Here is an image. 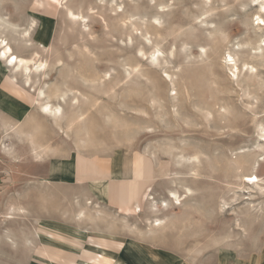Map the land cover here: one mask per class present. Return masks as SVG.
Returning a JSON list of instances; mask_svg holds the SVG:
<instances>
[{"label":"rangeland","instance_id":"374dc122","mask_svg":"<svg viewBox=\"0 0 264 264\" xmlns=\"http://www.w3.org/2000/svg\"><path fill=\"white\" fill-rule=\"evenodd\" d=\"M256 16L250 0H0V264H264V193L244 182L264 188ZM230 58L257 76L236 82Z\"/></svg>","mask_w":264,"mask_h":264},{"label":"bare ground","instance_id":"6f19581e","mask_svg":"<svg viewBox=\"0 0 264 264\" xmlns=\"http://www.w3.org/2000/svg\"><path fill=\"white\" fill-rule=\"evenodd\" d=\"M250 2H251L252 5L257 6V16L255 18L257 27L259 29H262V28L264 29V0H250ZM68 14L70 16H72V17H75L74 16L75 14L71 10H69V9H68ZM234 45H235V49H236V52L237 53H241V52H244V51H248V50H246L244 48V45L241 42H236V44H234ZM9 50H10V48L5 44V46L3 47L2 51H1V55L2 56H5L6 51H9ZM249 54L252 57H258V56L264 57V34L260 35L259 38L257 39L256 43L252 47H250ZM153 55H155V50L152 52V56ZM230 60H231V62H233L231 64H233V66L235 67V70H236V72L234 73V76H235V79L234 80H236V82H238L241 74H248L251 77H256L257 76V73L258 72H257V69L254 66H252V65H250V64H248L246 62H243L242 64L240 63L241 65L239 66L237 64V62L233 58H230ZM7 62L10 65H13V66H19L21 64L24 65V63L25 62H28V61L24 60L23 58L17 57V56H15L13 54H10V55H8ZM41 65L42 64L40 63L39 64V67ZM24 66H23V68H25V72H26L25 74H26V77L28 79L30 73H27V67H24ZM42 67H43V65H42ZM16 69H18V68H16ZM37 70H39V69H37ZM28 80H27V82H28ZM40 95H42V94H40ZM42 110L45 111L44 114L45 113L53 114V116H55V118H56L58 115H60L61 108H60V106L52 107V106H50V104L45 103V104L42 105ZM258 138H259V140L264 141V128H261L260 129V133L258 135ZM258 178L255 175H248V176H245L244 182L246 184L256 185L257 187H259L260 192L261 193H264V188H263V186L260 185L262 182H260V179H258ZM188 192H190V190H188ZM173 196L174 197L176 196V194L174 192L172 193V198H173ZM176 199L178 201V198L177 197H176ZM157 223L159 224L158 221H157Z\"/></svg>","mask_w":264,"mask_h":264},{"label":"crops","instance_id":"0c3cea01","mask_svg":"<svg viewBox=\"0 0 264 264\" xmlns=\"http://www.w3.org/2000/svg\"><path fill=\"white\" fill-rule=\"evenodd\" d=\"M106 258V257H105ZM108 258H106V260H107ZM111 262V261H110ZM106 263H108V262H106ZM151 264V263H150Z\"/></svg>","mask_w":264,"mask_h":264}]
</instances>
